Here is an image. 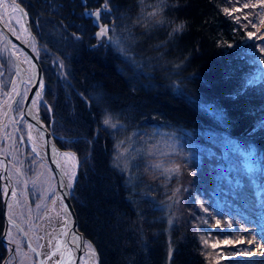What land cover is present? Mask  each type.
Segmentation results:
<instances>
[{
  "label": "trees",
  "instance_id": "16d2710c",
  "mask_svg": "<svg viewBox=\"0 0 264 264\" xmlns=\"http://www.w3.org/2000/svg\"><path fill=\"white\" fill-rule=\"evenodd\" d=\"M22 3L50 108L40 119L77 156L72 204L98 264H215L196 199L245 221L264 207V90L248 85L230 13L251 19L248 0H105L117 47L95 39L80 0ZM124 140L127 171L115 165ZM4 227L0 176V264Z\"/></svg>",
  "mask_w": 264,
  "mask_h": 264
},
{
  "label": "rangeland",
  "instance_id": "374dc122",
  "mask_svg": "<svg viewBox=\"0 0 264 264\" xmlns=\"http://www.w3.org/2000/svg\"><path fill=\"white\" fill-rule=\"evenodd\" d=\"M248 2L252 10L251 14L253 13L251 19L247 14L244 15L241 12L243 7H237L230 13H235L245 28V30L243 28V39H245V46L249 51L247 57L251 62V67H253V73L247 81L252 77L256 78L255 84L248 85L257 86L264 90V49L258 43L264 38V0H248ZM13 20L17 19L13 17ZM20 28L18 31L22 30ZM249 33H252L251 37ZM109 35L110 43L117 47L118 38L115 31L112 29ZM101 39L103 40L104 37ZM31 48H36L34 40L31 41ZM13 88L7 90L3 95L0 94V120L14 94ZM42 95L43 92L37 97L32 108L33 112L39 116L42 115L43 111L48 114L50 110L43 101ZM17 126H13L8 121L6 125L0 127V155L8 162L7 171L11 180V192L13 190L16 192L14 197L10 193L6 212L8 217L22 228L28 243L38 251L42 246L41 238H44L46 234L50 238L51 232L57 228L58 219L65 220V217L59 202L57 203V200L54 199L56 189L53 174L34 148L37 139L29 135L28 125L24 119ZM133 144L128 140L118 144L115 165L120 169L127 171L131 152L134 149ZM160 145L163 147L162 143ZM62 151L65 152L61 155L60 162L68 179V184L71 182L72 185L78 172L79 162L71 151ZM150 152H153L151 148L148 153ZM1 170L2 162L0 161V172ZM233 185L241 186V181L237 179ZM196 200L199 206L198 215L204 224L201 237L202 244L206 250L211 249L213 251L211 258L215 264H264L263 206H261L259 213L255 215L252 213L249 215V219L245 221L237 216L234 218L227 216V213L220 216L209 207L203 206L200 199ZM9 205L11 208L8 207ZM248 211L251 212L249 209ZM46 213V222L50 226H47L46 233L40 234V229L45 227L43 218ZM60 229L59 233L63 235L64 224H61ZM9 233L11 234L10 237ZM3 239L8 243H6L7 256L3 264H36L34 253L27 246L26 240L15 226L9 225ZM85 247L87 253L81 257L79 264H97L98 258L96 254H92L95 253V250L88 244Z\"/></svg>",
  "mask_w": 264,
  "mask_h": 264
},
{
  "label": "flooded vegetation",
  "instance_id": "af4514ba",
  "mask_svg": "<svg viewBox=\"0 0 264 264\" xmlns=\"http://www.w3.org/2000/svg\"><path fill=\"white\" fill-rule=\"evenodd\" d=\"M80 1L84 7L83 14L85 16V20H91L92 25L95 28L94 36L97 35L98 31H100L101 26H105L106 24L110 25L112 20L105 16L108 13L107 10L100 11L97 23H93L92 16L85 15L86 12H97L103 3V0ZM13 5H15V10ZM22 13H24L25 18L23 17ZM13 17H15L17 20H13ZM26 24H28V27L31 30V22L28 17L27 8L22 3V0H0V94L3 95L7 90L13 88V86L16 89L2 115L0 127L6 125L8 121H10L15 127H18L17 125H19L22 119L26 121L24 110L27 98L32 88L33 71L30 58L24 50L25 47H28L29 51H31L32 54L40 60L35 36H33L34 34L32 30V34H29ZM20 27L22 30L18 31V28ZM1 29L5 30L8 35H5ZM111 29L112 27L110 26V30ZM101 38H99V40H102ZM32 40H34L36 45V48L34 49L31 48ZM36 94L31 100L32 107L35 103V100L37 99ZM13 101H15V103L10 109V113L7 115L9 107ZM54 197V199L57 200L55 192ZM56 202L58 203V200ZM47 213L43 218L45 226L49 225V223L46 222ZM51 238L52 240H55V234L51 233ZM60 240L61 239H59V241ZM68 254L70 255L69 251ZM34 256L36 264H39L35 254Z\"/></svg>",
  "mask_w": 264,
  "mask_h": 264
},
{
  "label": "water",
  "instance_id": "95a60500",
  "mask_svg": "<svg viewBox=\"0 0 264 264\" xmlns=\"http://www.w3.org/2000/svg\"><path fill=\"white\" fill-rule=\"evenodd\" d=\"M104 8H105V5L102 4V6L99 9V15H100V11H103ZM22 14H23V17L25 18L24 13H22ZM99 15L98 16H92L93 17V23L98 22ZM111 25H114V22H111ZM105 26L109 30L110 26L109 25H105ZM26 28H27L28 32L31 34V31L28 27V24H26ZM1 31L5 35H8L5 30L1 29ZM97 37H99V36L96 35V38ZM105 38H106V43H108V41H109L108 40V33L105 36ZM24 50L30 58L32 71H33V73H32V88H31V91H30L29 96L27 98L25 110H24V114L26 117V123H27L28 127H33L41 137V140H42V143L44 146V159L43 160L45 161V163L49 167L50 171L53 173L55 183H56V198L61 203L62 213L65 217V221H63V222H64V226L66 227V229H65V236H64L63 245L61 247V252L67 253L66 252V250H67L70 252V255H69V258L67 261H65L63 259V257H61L60 264H79L81 256L87 253L85 245L88 244V245L92 246L93 249H94V247H93L92 243L89 240H87L84 237V235L79 231L76 213H75V210H74V207L72 204V197H73V192H74L75 183H76V179H77V173H76V176L73 180L71 187H68V180H67V177L65 175V172L63 171V168H62V165L60 162V157H61V155H63V153L65 151H62L61 149H59V147L55 143L53 135L47 129L45 124L41 121L40 116L38 114L33 113V111H32V106H31L32 98L34 97V95L36 93L41 94L40 92H42L44 89L43 70H42L39 59L36 58L32 54L31 51H29L28 47H25ZM39 88H40V92H39ZM14 103H15V101H13L11 103L7 115L10 113V109L13 107ZM71 153L73 154V156L77 160L76 154H74L73 152H71ZM0 161L2 162V170L0 172L1 176H2L1 184H2L3 188L7 187L9 190V195H4V197H3V214H4L5 227H4V231L2 234L1 241L3 243H7L3 239L5 237L6 230L9 227V225L15 226L19 230V232L21 233L23 238L26 240L27 246L36 255V257L38 259V263L41 264L39 252L37 250H35L28 243L27 238H26L22 228L17 223H15L11 218H9L7 215L6 210H7V204H8V200H9L10 193H11V180H10V177H9V174L7 171V166H8L7 160L2 155H0ZM95 254H96V252H95ZM96 256H97V254H96ZM97 264H98V259H97Z\"/></svg>",
  "mask_w": 264,
  "mask_h": 264
},
{
  "label": "bare ground",
  "instance_id": "6f19581e",
  "mask_svg": "<svg viewBox=\"0 0 264 264\" xmlns=\"http://www.w3.org/2000/svg\"><path fill=\"white\" fill-rule=\"evenodd\" d=\"M29 135H32L37 139V143L34 145V148L38 152V154L42 158H44V146L40 135L33 127H29ZM63 223L64 222L59 218L57 222V228L51 232L52 234H55V240H52L51 237L49 238L47 234L44 238L43 237L41 238L42 246L40 248V254H39L41 259V264H60V257H63L65 261L68 260L69 258L68 251L66 250L67 253L61 252V247L63 245L65 234L63 232V236H62V234L60 235L59 232L61 230L60 229L61 224ZM46 231H47V226L40 229V234L43 232L46 233ZM59 239L61 240L59 241Z\"/></svg>",
  "mask_w": 264,
  "mask_h": 264
},
{
  "label": "snow or ice",
  "instance_id": "6c2138e0",
  "mask_svg": "<svg viewBox=\"0 0 264 264\" xmlns=\"http://www.w3.org/2000/svg\"><path fill=\"white\" fill-rule=\"evenodd\" d=\"M245 6L247 7V5H245ZM13 8H14V10H15V5H13ZM85 15H87V16H98V15H99V10H97V12H94V13H93V12H86ZM151 15H155V13H151ZM180 27H183V26L181 25ZM178 30H179V28L174 29V31H178ZM107 33H108V28H107L106 26H101V27H100V31H99V33H98L97 35H98L99 37H104V36L107 35ZM251 35H252V33H249V36H250V37H251ZM121 51L123 52L124 50L121 49ZM125 56H127V53H126V52H125ZM129 59H131V58H129ZM132 62L135 63L134 60H132ZM255 83H256V78H255V77H252V78L249 79V81H248V84H249V85H252V84H255ZM41 86H42V85H41ZM13 91H14V92L16 91L15 87L13 88ZM17 94H19V93H17ZM36 95L39 96V93H37ZM103 123H104L105 125L110 124V123H111L110 118H106V119H104ZM112 127H115V125H112ZM65 155H68V154L65 153ZM73 158H74V157H73ZM169 171H179V165L174 166V168H173V169H169ZM72 175L74 176L75 174L73 173ZM70 180H71V178H70ZM68 187H71V182H69ZM3 193H4V195H9V190H8L7 187H5V188L3 189ZM11 196H13V197L16 196V192H15L14 190L11 192ZM8 207L11 208V205H9ZM10 235H11V234L9 233V237H10ZM53 254H54V253H53ZM92 254L95 255L94 252H93Z\"/></svg>",
  "mask_w": 264,
  "mask_h": 264
}]
</instances>
